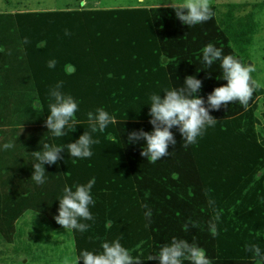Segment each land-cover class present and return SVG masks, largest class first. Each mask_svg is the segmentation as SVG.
Masks as SVG:
<instances>
[{"label":"trees","instance_id":"1","mask_svg":"<svg viewBox=\"0 0 264 264\" xmlns=\"http://www.w3.org/2000/svg\"><path fill=\"white\" fill-rule=\"evenodd\" d=\"M250 5L231 1L223 10L211 5L213 17L191 27L167 5L9 14L22 52L1 58L7 59L3 67L9 68L4 80L20 84L25 81L24 70L28 71L45 122L49 105L55 102L51 90L58 81H63L60 90L78 101L74 130L66 128L64 136L53 137L46 126L41 138L31 139L29 153L42 150L45 142H75L90 128L88 113L101 107L116 123L92 134L99 143L91 146L90 158L71 157L64 149L56 164L46 163L43 184L33 187L19 176L17 186L8 185L4 212L18 219L32 208L61 228L55 216L65 187L75 191L76 185L95 177L91 189L95 204L89 206L94 219L80 220L90 225L84 232L71 230L76 259L84 250L99 253L104 241L120 238L134 257L140 256L141 264H159L147 257L158 254L172 237L189 243L195 237L211 264H264L245 248L256 244L264 254V103L259 109L263 86L254 92L247 110L238 101L210 109L217 123L207 127L196 144L182 147V134L174 126L176 144H169L170 154L155 163L141 155L146 141L128 139L133 130H154L149 115L152 94L164 97L165 90L180 88L188 75H196L203 82L198 94L207 107L208 95L227 84L220 60L211 66L204 62L202 49L207 44L247 65L264 2L253 4L255 9H248ZM53 59L57 63L50 68ZM209 199L221 212L215 237L209 225L214 217ZM143 204L152 211L150 223ZM189 219L197 226L189 223L185 231ZM79 264H84L82 257Z\"/></svg>","mask_w":264,"mask_h":264},{"label":"clouds","instance_id":"2","mask_svg":"<svg viewBox=\"0 0 264 264\" xmlns=\"http://www.w3.org/2000/svg\"><path fill=\"white\" fill-rule=\"evenodd\" d=\"M171 7L176 10V15L184 24L190 27L198 23L211 19L214 15L211 8V0H181L180 3H171ZM66 35H71L67 30ZM27 37L24 43H28ZM203 60L209 66L215 61L220 60L223 79L227 84L216 87L207 97V107L205 99L199 95L202 88V80L196 75H188L180 88L165 90L166 95L152 94L150 97V123L154 126L153 131L133 130L129 134L130 142L146 141L141 155L148 158V162L155 163L157 160L168 156L169 144L175 145L176 139L171 131L174 126H178L183 137L182 147L197 143L198 137H202L207 127L215 126L217 119L210 114V109L219 110L221 105L238 101L247 110L249 101L254 92L262 87L261 83L253 79L251 73L255 71L253 65H245L240 59L232 54L224 55L221 48H217L212 43L207 44L203 49ZM56 60H50L48 67L54 68ZM63 81H58L51 90L54 98L50 103V114L46 120V126L53 137H61L66 134L65 129L74 130L75 114L78 111V101L71 95H65L60 89ZM89 130H86L75 141L67 145H56L43 143L42 150L33 152L36 161L34 163V173L32 179L37 184L45 182V167L47 164H56L61 159L64 149L71 157L90 158L93 155L91 146L99 143L98 139H93L92 134L104 132L107 126L116 123L114 116L110 115L103 107L95 113H88ZM14 147L10 141L3 145L5 150ZM95 184V177L87 184L75 186V191L71 187H65L62 198L59 199V214L55 216L58 224L65 229H77L81 232L86 231L90 225L80 222V220H93L94 217L89 209L95 201L91 194V189ZM209 206L214 212L213 220L209 222L211 234L215 237L217 231L215 221L221 218V212L215 208V201L209 199ZM142 207L147 209L145 217L151 222L152 211L147 204ZM189 223L196 227V223L189 219L185 223L184 230L188 231ZM148 226V225H146ZM102 251L95 253L84 250L80 253L76 264L82 257L84 264H141L140 256H133L128 248L122 245L121 239L114 241H104L101 245ZM247 251L251 252L253 259L264 260L261 248L256 244L245 245ZM158 259L159 264H183V261H190L191 264H211L206 250L195 243V237L191 243L187 239L172 237L170 242L161 246L158 254L149 255L147 260ZM65 264H69L66 260Z\"/></svg>","mask_w":264,"mask_h":264},{"label":"rangeland","instance_id":"3","mask_svg":"<svg viewBox=\"0 0 264 264\" xmlns=\"http://www.w3.org/2000/svg\"><path fill=\"white\" fill-rule=\"evenodd\" d=\"M247 2L251 4L248 9H255L256 2H264V0H211V5L216 6L218 10H223L227 2ZM173 0H0V186L2 192L7 195L9 187L17 186L19 176L23 177L24 181L31 182L32 186L36 183L31 177L34 173L35 158L27 149L32 145V140L35 137H42L46 123L39 105L37 92L32 81L29 79L28 71L24 70L23 77L25 81L20 84L7 83L4 80V75L9 68H4L3 64L7 62V57L20 54L21 40L15 24L11 17L12 13L26 10H44V9H69V8H118L120 6H155L167 5L171 6ZM175 3H180L181 0H174ZM257 18L261 23L260 31L255 35L254 43L251 48L250 59L247 64L253 65L255 71L251 73L253 79H256L264 87V8L257 14ZM5 59H1L4 58ZM20 57V56H19ZM264 97L259 99V109H263ZM12 142L14 147L5 150L3 145L7 142ZM39 142V141H38ZM6 169V170H5ZM4 170V173L2 171ZM16 177H13L15 176ZM22 190V189H21ZM39 221L44 222L45 216L38 214L34 209L29 211L20 220L23 224L32 225V217H37ZM38 225V224H37ZM39 228L45 229L50 225H38ZM56 245V244H54ZM66 251L64 254V262L67 260L69 264H75V253L72 246H69L68 241L65 243ZM32 250L33 247H30ZM36 257L42 259L52 257L55 260L56 252L52 247H44L39 244L36 247ZM18 257L14 260H7L6 264H13L14 261L20 264H25L28 257H33L34 254L23 251L17 252ZM26 258V259H25ZM29 260V259H28ZM55 262H37L28 261L27 264H58Z\"/></svg>","mask_w":264,"mask_h":264},{"label":"crops","instance_id":"4","mask_svg":"<svg viewBox=\"0 0 264 264\" xmlns=\"http://www.w3.org/2000/svg\"><path fill=\"white\" fill-rule=\"evenodd\" d=\"M125 7V6H120ZM131 7V6H128ZM90 8H98V7H90ZM61 9V8H59ZM44 10H56V9H44ZM6 170V169H5ZM4 173V170L2 171ZM1 174V172H0ZM2 177H0V180ZM1 182H4L1 180ZM2 187L0 186V264H6L7 260H14V258L18 257L16 255L17 252L23 251L25 253L29 252L34 254L33 257H28L26 259L25 264L28 261H37V262H55L59 261L58 264H62L64 262V252L65 241L67 240L69 246H72L74 249V241L72 237L71 230L65 229L63 226L61 228L53 227L49 221H47L46 217L44 222L39 221L38 216L32 217V225L23 224L20 222L22 217L26 214V212L18 219H12L13 216L8 213L6 214L3 210L5 207L4 200L7 196L2 192ZM11 199V197H8ZM36 212V211H35ZM37 213V212H36ZM41 214V213H40ZM46 216V214H43ZM46 224L50 225L51 228L46 227L45 229H41L38 225ZM24 228V229H23ZM42 244L44 247H52L55 252V260L52 257H48L45 259H41L36 257V247ZM56 244V245H54ZM30 247H33L31 250ZM75 253V252H73ZM77 259L75 258V264ZM13 264H20L17 261H14Z\"/></svg>","mask_w":264,"mask_h":264},{"label":"water","instance_id":"5","mask_svg":"<svg viewBox=\"0 0 264 264\" xmlns=\"http://www.w3.org/2000/svg\"><path fill=\"white\" fill-rule=\"evenodd\" d=\"M74 70V67L73 66H70L69 67V71H73ZM37 105H39V102H37Z\"/></svg>","mask_w":264,"mask_h":264}]
</instances>
